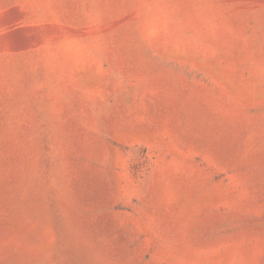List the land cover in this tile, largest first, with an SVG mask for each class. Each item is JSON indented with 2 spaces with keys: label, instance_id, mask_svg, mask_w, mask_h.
I'll return each instance as SVG.
<instances>
[{
  "label": "rangeland",
  "instance_id": "374dc122",
  "mask_svg": "<svg viewBox=\"0 0 264 264\" xmlns=\"http://www.w3.org/2000/svg\"><path fill=\"white\" fill-rule=\"evenodd\" d=\"M0 264H264V0H0Z\"/></svg>",
  "mask_w": 264,
  "mask_h": 264
}]
</instances>
